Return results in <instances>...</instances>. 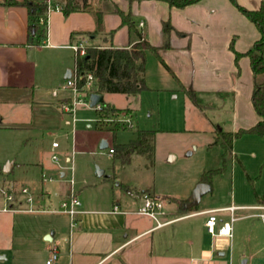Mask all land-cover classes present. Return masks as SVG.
<instances>
[{
	"label": "crops",
	"instance_id": "obj_1",
	"mask_svg": "<svg viewBox=\"0 0 264 264\" xmlns=\"http://www.w3.org/2000/svg\"><path fill=\"white\" fill-rule=\"evenodd\" d=\"M24 1L13 0L19 4H7L0 0V129L43 130L48 115L54 119L57 111H63V105L72 97V92L62 87L68 80L66 77L70 74L74 77L77 72L78 54L70 46L83 43L86 46L127 48L139 40L134 39L133 34L138 36L141 33L151 45L161 47L158 44L165 41V22L170 23L172 30L169 48L163 52L169 61L162 58L180 87L192 90L194 94L202 91L232 95L235 120L233 129L225 132L250 128L260 120L251 102L256 80L250 60L241 58L237 67L230 46L233 42L235 51L245 53L261 35L231 0H201L185 8L171 7L167 0H89L90 11H94L96 4L110 5L102 17L100 32L91 37L86 34L97 30L93 13L85 11L65 15L62 10L55 11L54 7L62 9L66 0H49L51 12L47 16V37L42 45L29 38L28 10L20 5ZM237 2L249 10L264 8V0ZM112 4H117L124 14H130L135 26L133 29L122 25V18L112 13ZM73 33L84 35L72 38ZM154 35L156 42L151 37ZM56 89L61 93L54 95ZM246 119L251 124L249 127L243 126ZM8 164V173L0 168L1 173L8 175L12 172L15 163ZM63 177L65 175L61 174ZM42 183H45L43 178ZM201 183L208 184L202 182V177L197 184ZM18 184L19 181L15 180L2 187L13 192L14 201L7 202L0 196L6 201L1 213L4 215L0 219L9 215H13V219L21 217L20 221L26 220L25 225L31 227L23 236L34 239L1 247L0 264H46L53 246L59 251L57 264H237L232 252L233 239L238 234L234 224L241 219L258 218L256 214L237 217L236 213L241 211L237 210L233 237L212 236L205 226L209 218L207 212L231 206L205 205L199 209L200 201L198 206L188 208L194 189L190 195L181 198L154 188L152 192L143 191L137 196L113 194L107 199L76 193L81 206L73 227L72 218L58 211L69 195L70 186L58 208L45 210L41 202L45 198L51 200L50 192L32 184H23L17 189ZM24 186L33 192L32 206L21 193ZM145 194L166 201L167 214L163 221L169 222L167 225L158 227L154 220L137 213ZM261 197L257 198L255 206L264 205L259 201ZM23 205L28 208L22 209ZM115 206L119 208L117 213L113 212ZM31 207L34 212L29 211ZM24 214L29 217L22 216ZM51 214L68 218L65 226L55 217L45 220V223L31 225L36 219L42 221L40 215L49 217ZM216 215L218 226L231 219L228 212Z\"/></svg>",
	"mask_w": 264,
	"mask_h": 264
},
{
	"label": "rangeland",
	"instance_id": "obj_2",
	"mask_svg": "<svg viewBox=\"0 0 264 264\" xmlns=\"http://www.w3.org/2000/svg\"><path fill=\"white\" fill-rule=\"evenodd\" d=\"M108 6L96 4L94 11H100L103 16ZM112 6V13L121 17L117 12L118 5ZM133 18L137 21L135 16ZM145 34L149 38L148 32ZM133 36L138 38L136 34ZM151 37L157 41L156 35ZM160 44L164 45L165 41H160ZM163 52L160 54L168 62L169 57ZM141 75L147 89L137 96L105 93L104 101L97 107H91L90 97L96 89L89 85L78 94L81 102L72 114L63 110L57 111L54 119L48 115L43 130L0 129V168L15 163L10 174L0 172V190L15 180L20 183L17 189L23 184L35 185L51 194V200L45 198L41 202L45 210L58 208L69 186L80 195H96L101 199L110 198L113 194L137 196L143 191L152 192L154 188L183 198L191 194L204 172L220 170L212 176V190L202 197L199 209L205 205H257V198L264 195V138L241 137L234 142L232 153L228 154L221 146H212L216 126L224 131L233 129V96L199 91L193 100L151 51L146 54ZM55 91L61 93L60 89ZM71 102V98L67 99L66 105ZM109 105L116 110L99 122L97 109ZM114 124L128 128L114 133ZM249 125L246 119L243 126ZM139 131L154 133V161L134 154L130 162L124 164L109 153L111 148L135 140ZM103 140L108 141L107 149L100 148ZM53 142H57L59 147L53 149ZM97 169L104 172L102 176L97 175ZM61 174L65 177L61 178ZM42 178L45 183H42ZM5 203V199L0 197V216L4 215L1 213ZM21 208L28 207L23 205ZM258 213L257 210L246 209L238 211L236 216ZM9 216L0 219V248L34 239L23 236L31 230L25 225L26 220ZM63 216L40 215L42 221L36 219L31 225L42 224L55 217L65 226L68 218ZM234 227L238 234L233 239L232 252L237 264L244 260H248V264H264V222L252 217L237 221Z\"/></svg>",
	"mask_w": 264,
	"mask_h": 264
},
{
	"label": "trees",
	"instance_id": "obj_3",
	"mask_svg": "<svg viewBox=\"0 0 264 264\" xmlns=\"http://www.w3.org/2000/svg\"><path fill=\"white\" fill-rule=\"evenodd\" d=\"M171 7L185 8L194 5L201 0H167ZM233 5L258 29L260 39L245 53L235 51L233 42L230 49L235 55V63L238 67L239 61L243 57L250 60L251 70L256 80L254 90L251 97L253 108L260 120L250 128H240L235 132H225L220 128L212 143V146H221L226 154L232 153L234 142L246 135H255L264 137V8L259 10H249L241 6L237 0H231ZM7 4H19L13 0H5ZM27 8L30 25L29 38L35 41L37 45H42L47 37V24L42 22L47 19L48 4L45 0H25L20 3ZM91 4L89 0H66L62 7V12L69 15L74 12L90 11ZM92 11V10H91ZM96 15L97 30L87 36H96L102 28V14L100 11H93ZM121 15L122 25H127L133 29L134 22L130 14H124L120 10L117 11ZM172 27L169 22L163 24V34L165 44L161 47L151 45L143 34L138 33V42L127 48H114L113 46L101 47L98 45H90L86 47V55H77L76 58V76L78 80L79 91L82 92L88 86L87 75L93 76L94 82L91 86L95 87L93 94H122L126 96H137L147 89L144 77L141 75L143 66L146 64V54L148 51L153 52L159 61L170 70L164 62L160 52L169 48V33ZM82 33H73L72 38ZM186 93L194 99V92L184 88ZM111 106L97 109L100 121L107 118L110 112L115 111ZM113 132L118 129H127V126L114 124ZM155 135L150 131H139L137 138L127 144L117 145L113 150V156L122 160L124 164L129 163L134 154L147 156L151 161L155 157ZM221 171H207L202 175V182L210 184V180L214 174ZM174 201V200H173ZM260 203H264V196L259 198ZM183 206L182 202H178Z\"/></svg>",
	"mask_w": 264,
	"mask_h": 264
},
{
	"label": "built area",
	"instance_id": "obj_4",
	"mask_svg": "<svg viewBox=\"0 0 264 264\" xmlns=\"http://www.w3.org/2000/svg\"><path fill=\"white\" fill-rule=\"evenodd\" d=\"M48 4V11H47V16L51 12L50 8V1H46ZM55 11H61V8L58 6L54 7ZM42 22H46L47 24V19L46 21L42 20ZM142 26V24H141ZM86 45L83 43L77 44V45H72L70 48L74 50L77 54L80 56H85L86 55ZM94 82L93 76L91 74L87 75V84L92 85ZM62 89L64 90H70L72 92V102L69 104L63 105V110L67 114H72L74 111L75 107L81 102L80 99H78V94L80 93L79 88H78V80L77 76L75 75L74 77H71L70 79L66 80L65 84L63 85ZM54 95H56V91L54 92ZM59 147V144L57 142L52 143V148L56 149ZM110 154H113V150L109 151ZM55 161H57V157L54 156L53 158ZM22 195L25 197L26 202L32 206L34 202V198L30 192V190L26 187L22 188L21 190ZM0 196L4 197L7 202H13L14 201V194L11 190L9 189H4L1 188L0 190ZM165 205L166 201L163 198H158L151 196L149 194H145L142 197V204L139 207L137 213L139 215L147 216L154 220L157 224L158 227H162L167 225L169 222L163 221L164 217L166 216V210H165ZM81 206V201L78 198L76 192L70 189L68 197L61 203L59 212L65 213L69 215L72 218L73 224L72 226L74 227L76 225L74 219L77 214H79V208ZM246 209H252V210H257L259 211L258 214L255 216L260 218L264 222V205H259L255 207H250V208H242V207H237V206H231L228 208L220 209L217 211H209L207 212L209 214V218L205 224L207 232L216 237H227V238H232L233 237V223L237 220V218L234 216L235 212L237 210H246ZM30 212H34L35 210L31 207L29 209ZM114 213L119 212L118 206L114 207L113 210ZM218 212H228L231 213V219L226 222H221L220 226H218V217L216 213ZM59 260V251L58 248L53 246L50 250V256L46 262V264H57Z\"/></svg>",
	"mask_w": 264,
	"mask_h": 264
},
{
	"label": "water",
	"instance_id": "obj_5",
	"mask_svg": "<svg viewBox=\"0 0 264 264\" xmlns=\"http://www.w3.org/2000/svg\"><path fill=\"white\" fill-rule=\"evenodd\" d=\"M70 79L71 78V74L68 75V77H66V79ZM104 101V96L102 94H92L90 97V106L91 107H97L99 104H101ZM101 149H107L108 148V142L106 140H103L101 145H100ZM190 154V153H189ZM8 166L9 164L6 165V167H4L3 172L4 173H8ZM98 176H102L103 175V171L97 169L96 171ZM211 190V186L208 184H204L201 183L199 185L196 186V188L193 191L192 194V202L190 204H188V208H193L195 206H198L201 198L206 195L207 193H209ZM242 264H247V260H244L242 262Z\"/></svg>",
	"mask_w": 264,
	"mask_h": 264
}]
</instances>
